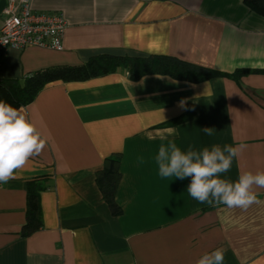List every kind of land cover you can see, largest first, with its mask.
<instances>
[{"label": "crops", "instance_id": "obj_1", "mask_svg": "<svg viewBox=\"0 0 264 264\" xmlns=\"http://www.w3.org/2000/svg\"><path fill=\"white\" fill-rule=\"evenodd\" d=\"M32 3L38 13L65 14L64 49L10 48L1 62L4 79L24 82L99 55H170L250 72L193 83L163 74L133 80L119 70L48 83L20 107L47 143L15 179L0 184V264H196L216 248L224 249L223 264H264V203L202 204L187 191L191 178H162L155 160L168 140L185 152L243 143L222 178L264 171V16L244 0ZM206 127L215 129L212 136ZM113 155L121 157L120 215L97 182ZM44 176L50 187L40 197L43 227L26 235L27 182ZM256 191L264 201V189Z\"/></svg>", "mask_w": 264, "mask_h": 264}, {"label": "clouds", "instance_id": "obj_2", "mask_svg": "<svg viewBox=\"0 0 264 264\" xmlns=\"http://www.w3.org/2000/svg\"><path fill=\"white\" fill-rule=\"evenodd\" d=\"M184 105L185 101L181 100L179 106L183 108ZM202 130L208 136L215 132L210 127ZM46 143L47 137L23 108L18 109L0 100V184L15 179L16 172L39 155ZM245 148L243 143L237 146L225 144L223 148L212 145L200 151L189 146L185 152L174 140H168L167 144L160 145L155 160L162 178H191L187 191L194 200L202 204L247 209L253 204L264 203L258 199L256 191L257 188L264 189V171L241 173L234 182L222 178V174L230 171L233 159L238 158ZM223 261L224 249L216 248L202 254L196 264H223Z\"/></svg>", "mask_w": 264, "mask_h": 264}, {"label": "trees", "instance_id": "obj_3", "mask_svg": "<svg viewBox=\"0 0 264 264\" xmlns=\"http://www.w3.org/2000/svg\"><path fill=\"white\" fill-rule=\"evenodd\" d=\"M251 11L264 16V0H244ZM125 70L133 80L149 74L169 75L175 79L198 83L213 77H230L240 80L250 70L238 69L233 73L222 72L206 66L191 63L170 55L147 57L99 55L80 66H61L42 70L27 76L24 82L18 79H3L0 82V100L20 108L30 103L48 83L81 81ZM121 157L113 155L105 160L97 174V182L105 201L114 215H120L122 208L116 200V193L122 179ZM50 187L49 178L39 177L27 182L28 220L25 234H31L43 227L41 193Z\"/></svg>", "mask_w": 264, "mask_h": 264}, {"label": "built area", "instance_id": "obj_4", "mask_svg": "<svg viewBox=\"0 0 264 264\" xmlns=\"http://www.w3.org/2000/svg\"><path fill=\"white\" fill-rule=\"evenodd\" d=\"M67 24L64 13L36 12L32 0H5L0 5V82L4 79L1 62L10 48L36 46L63 50Z\"/></svg>", "mask_w": 264, "mask_h": 264}]
</instances>
